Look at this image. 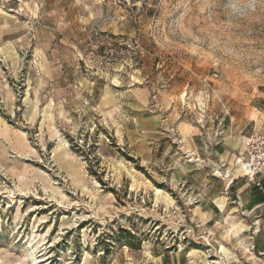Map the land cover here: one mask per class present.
<instances>
[{"label": "rangeland", "instance_id": "obj_1", "mask_svg": "<svg viewBox=\"0 0 264 264\" xmlns=\"http://www.w3.org/2000/svg\"><path fill=\"white\" fill-rule=\"evenodd\" d=\"M256 126L264 0H0L1 261L264 264Z\"/></svg>", "mask_w": 264, "mask_h": 264}, {"label": "built area", "instance_id": "obj_2", "mask_svg": "<svg viewBox=\"0 0 264 264\" xmlns=\"http://www.w3.org/2000/svg\"><path fill=\"white\" fill-rule=\"evenodd\" d=\"M242 174L259 190L264 182V126H256L244 138L238 159Z\"/></svg>", "mask_w": 264, "mask_h": 264}, {"label": "bare ground", "instance_id": "obj_3", "mask_svg": "<svg viewBox=\"0 0 264 264\" xmlns=\"http://www.w3.org/2000/svg\"><path fill=\"white\" fill-rule=\"evenodd\" d=\"M240 171L242 172L240 166H235L234 170L232 172L230 171L231 173L229 172L228 174L229 181L233 176H235L236 173H240ZM43 239L44 238H42V240ZM42 245L43 244L40 243V241L35 240V235H33L32 238H26L23 243V250L26 255L25 259H29L30 261H32V264H48L47 262H45L47 260V257H45V246L43 247ZM0 264H4L1 259Z\"/></svg>", "mask_w": 264, "mask_h": 264}, {"label": "crops", "instance_id": "obj_4", "mask_svg": "<svg viewBox=\"0 0 264 264\" xmlns=\"http://www.w3.org/2000/svg\"><path fill=\"white\" fill-rule=\"evenodd\" d=\"M252 203H253V205H252L253 207L252 208H256V207H258L261 204L259 201H256V202L253 201Z\"/></svg>", "mask_w": 264, "mask_h": 264}, {"label": "trees", "instance_id": "obj_5", "mask_svg": "<svg viewBox=\"0 0 264 264\" xmlns=\"http://www.w3.org/2000/svg\"><path fill=\"white\" fill-rule=\"evenodd\" d=\"M263 185H264V182H263Z\"/></svg>", "mask_w": 264, "mask_h": 264}]
</instances>
